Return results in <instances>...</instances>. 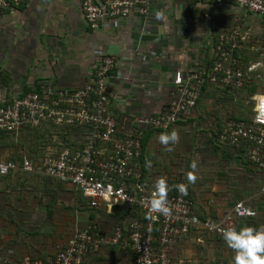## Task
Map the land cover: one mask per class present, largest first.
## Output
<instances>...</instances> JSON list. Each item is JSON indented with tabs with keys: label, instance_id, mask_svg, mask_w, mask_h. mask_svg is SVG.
<instances>
[{
	"label": "crops",
	"instance_id": "obj_1",
	"mask_svg": "<svg viewBox=\"0 0 264 264\" xmlns=\"http://www.w3.org/2000/svg\"><path fill=\"white\" fill-rule=\"evenodd\" d=\"M80 3L81 0H27L17 8L0 9V106L12 96L42 87L78 88L101 54L108 53L115 57L114 73L119 74L112 73L108 78L115 94L109 112L116 117L155 113L171 97L175 72L204 67L211 58L216 32L234 25L244 36L238 52L242 61L259 60L264 69V21L233 4L152 0L146 18H110L93 28L85 21ZM254 73L253 95L264 94L259 85L264 79L254 77ZM216 90L228 94L221 87L206 86L187 121L177 122L167 130L144 132V177L153 186L156 179L164 178L170 191L179 192L175 186L184 184L186 190L182 193L191 197L200 217H219L236 200H244L256 212L248 221L264 226V192L259 188L264 185V170L247 162L245 144L230 146L212 137V130L217 133L218 127L211 120L218 116L207 117L205 113ZM230 95L227 100L232 99ZM202 101L209 106L207 111L201 110L205 109ZM193 125L199 130L208 125L207 147L201 157L191 150L194 145L188 148ZM171 130L177 131L178 141L161 145L157 137ZM187 161L191 169L183 173L181 164L186 166ZM229 163L234 167L228 168ZM189 173L195 177L192 182L187 179ZM17 176L0 175V264H14L26 255L41 259L53 256L70 237V218L73 223V216L76 220L78 209L82 210L70 184L48 185L45 193L40 179L27 178L21 183ZM61 194L73 199L71 207L63 206ZM97 209L104 208H94L96 213ZM193 236L201 240L200 234L187 237ZM220 239L217 244L221 246ZM222 243L220 252L227 260L233 252ZM114 249L90 252L83 264H127L130 252Z\"/></svg>",
	"mask_w": 264,
	"mask_h": 264
},
{
	"label": "built area",
	"instance_id": "obj_2",
	"mask_svg": "<svg viewBox=\"0 0 264 264\" xmlns=\"http://www.w3.org/2000/svg\"><path fill=\"white\" fill-rule=\"evenodd\" d=\"M27 0H0V9H14ZM230 3L256 14L264 21V0H200ZM152 0H81L80 8L90 27L105 19L148 16ZM244 36L238 26L216 32L208 63L183 73L176 71L170 99L159 111L134 116H113L109 112L115 97L108 78L116 70L113 55L102 53L82 86L74 89L42 87L12 96L0 106V130L18 132L24 126L67 125L85 129L82 147H65L48 152L37 160L23 156L20 163L0 161V175L12 171L35 173L70 184L79 190L89 207L111 212L117 204L140 209L146 220L131 218L111 233L95 225L75 228L66 245L46 259L26 255L14 264H83L90 252L103 245L123 244L131 254L129 264H171L169 247L179 237L196 232L221 236L228 227L252 226L247 221L256 215L244 200L235 201L219 217H200L194 202L182 194L167 193L164 214L148 206L153 185L143 176L142 138L147 129L167 130L191 117L202 87L241 89L251 78L264 79L263 64L243 62L239 52ZM119 76V74L114 73ZM252 116L230 118L217 130L218 142L230 146L246 144V158L264 170V94L251 96ZM151 185V186H150ZM264 190V187H262ZM155 226L157 233L154 234Z\"/></svg>",
	"mask_w": 264,
	"mask_h": 264
},
{
	"label": "rangeland",
	"instance_id": "obj_3",
	"mask_svg": "<svg viewBox=\"0 0 264 264\" xmlns=\"http://www.w3.org/2000/svg\"><path fill=\"white\" fill-rule=\"evenodd\" d=\"M250 56L252 57L253 53H250ZM259 85L264 90V80L259 81ZM246 88H247V90H246ZM246 88L241 89L239 91L231 92L232 95H230V94L229 95L231 96L232 99H228V100L226 97L228 94H223L224 92L222 93V92L216 90L215 93L214 92L212 93V95H215V96H213L214 99L212 100L213 101L212 105L209 107V106L205 105L206 101L205 102L202 101L201 106L205 107V109H201V110L204 111L209 107V109H208L209 112L207 110H206L207 112L205 111L206 116L212 117V116L217 115L218 119H216L214 121L211 120V122H219L220 124H223L228 119L234 118L236 116L250 118L252 116L253 101L250 98V96H247L246 93L248 92V87H246ZM232 91H234V90H232ZM217 92H219V93H217ZM205 114H204V116H205ZM188 122H193V120L188 121ZM190 130H191V136L192 137H191V140L189 142L188 148H190V146L194 145V148H191V150L195 153H198L201 157V154L204 152V149L207 147V145L205 143V138L209 136V134L207 133L208 125H204L202 130H199V127H197L196 125H193V127ZM63 134H64V132H60L58 137L61 138ZM67 134H68V132H67ZM70 137H71V139L77 140L76 144H79L81 141V139L79 138V134H76L75 132L73 133V135H67L66 136V138L69 139L68 143H72V141H70ZM13 149H14V151H18L17 154L22 156V157L29 155L25 149H21V148H19V149L13 148ZM10 154H11V152L8 149L0 148V161L7 159L8 158L7 155L10 156ZM27 157H29V156H27ZM18 162H19V160H18ZM219 167H222V168L224 167L222 162L219 163ZM230 167H234V164L229 163L228 168H230ZM205 168L208 170L209 167H206V165H205ZM180 169L182 170L183 173H188L189 170L191 169V167L189 165V161H187L186 166L181 164ZM18 171H20V170H18ZM10 181H12V180H10ZM149 184H151V183H149ZM262 185L263 184H260L259 188L264 187V185L263 186ZM260 190L262 192H264V190L262 188ZM179 194H181V193H179ZM64 196H66V194H61V197L65 199V201H64L65 203L63 204V202H62L63 206L67 204L68 206L71 207V205L73 204V199L71 197H68V196L66 197L67 198L66 199ZM86 201H84V206H83L82 210L78 209V213L81 211L82 215L77 213V219L75 220V218H74L75 215H74L72 218L73 223L71 222V218H70V222H68L70 224V225L68 224V226H67L70 230L69 236H71V234L73 233L75 228H80V227L84 226V224L95 225L97 228L100 227L102 230H105V231L111 233L113 231V228L117 224H119L118 217L116 215L112 214L113 207H112L111 212H108L105 209H97L98 212L95 213V211L93 210L94 208L90 209V207H87L88 203ZM73 209L75 210L74 207H73ZM90 212L95 213L94 214L95 217L93 220L88 219V215ZM128 220H129L128 218L123 219L121 222V226L124 227L127 224ZM75 222H76V224H75ZM201 233L202 232L193 233L195 235L200 234L201 240L196 239V236H193L192 238H190L192 236V234H189L190 237H187V236H189V235H187L185 237L177 238L172 243V245L169 247V257L171 259L170 263L171 264H228L230 262V264H232V257L225 260V259H223L225 257L223 256L222 252H220V249H222V247H223V243H222L223 241H221V246H220L219 244H217V241H220L221 239H219L217 236H214V235L211 236V234H201ZM210 242H212V244ZM110 248H113V249L115 248L113 250L114 252H116V250L118 248L127 250V248L123 244H120L117 246L116 245H103L101 249L103 251H106L107 249L109 250ZM56 249L58 250L59 248H56ZM107 256H108V253L105 255V258H107ZM115 257H118V256L115 255ZM118 264H124V262L121 261Z\"/></svg>",
	"mask_w": 264,
	"mask_h": 264
},
{
	"label": "trees",
	"instance_id": "obj_4",
	"mask_svg": "<svg viewBox=\"0 0 264 264\" xmlns=\"http://www.w3.org/2000/svg\"><path fill=\"white\" fill-rule=\"evenodd\" d=\"M254 81L256 82V80H254V79L251 80V78H250L248 80V82H246L245 85L241 88V89H244V88L248 87L247 96H252L254 91H255V85L256 84ZM203 88H204V86L202 87V89ZM223 89L225 92H227V90H228V94H231V92L241 90V89H239V90L233 89L234 91H232L229 88H223ZM246 90H247V88H246ZM262 93H264V90L262 91ZM234 119H249V118L236 116V117H234ZM216 124H217L216 126L218 127V129L222 125L219 122H216ZM60 132H64V134L62 135L61 138L58 137ZM67 132H68V134H67ZM74 132L76 134H79V138L81 139L79 144H76L77 140L71 139V137H70V141H72V143H68L69 139H67L66 136L67 135H73ZM212 133L214 135V136L212 135V137L216 138L217 133L214 132L213 130H212ZM83 135H84V130L81 127H71V126H67V125L66 126L65 125L54 126L53 124H45V125L38 126V127L37 126L32 127V126L26 125L18 132H8V131H1L0 130V148H2V149L6 148L11 152L10 156L7 155L8 158L3 160V161L10 160V161H13L17 164L21 162L22 156L18 155L17 154L18 151H14L13 148L25 149L29 154L27 156H29L33 160L39 159L40 157L44 156L48 152H52V151L57 152V151L65 148V147H68L70 149L81 148ZM219 143H221V142H219ZM245 148H247L246 144H245ZM18 160H19V162H18ZM247 162H248V160H247ZM141 165H142V158H141ZM142 168H143V166H142ZM15 174H16V176L17 175L20 176L19 181L21 183L23 181H25L27 178H30V179L34 178L37 180L40 179V183L42 184V187H43V188L41 187V189L45 193L47 192L48 185H52L54 187H55V185L57 187H58V185H60L59 184L60 182L53 179V178H49L46 176H40V175L35 174V173L18 171V170L14 174H11V172H10L7 175H2V176H4V177L6 176V178L7 177L11 178ZM143 176H144V172H143ZM44 187L46 189H44ZM72 193L74 194L75 198L81 203L82 208H83L85 199L83 198L81 192L79 190H77L76 188L72 187ZM168 193H170V194L181 193L182 195L189 197L191 199V197L188 196L187 194L182 193V192H177L175 190H173V191L169 190ZM87 207H89L88 204H87ZM79 208L81 209V207H79ZM92 208L93 207H90V209H92ZM95 213H96V211H95ZM95 213L90 212L88 215V219L93 220L95 217V215H94ZM112 214L116 215L118 217V220H119L118 222L120 225H121L122 220L125 218H128L130 220L131 218L135 217V218L143 219L144 221L146 220V217L142 214L140 209H138L132 205H130V206L125 205V204L114 205ZM247 223H248V225H253L249 221ZM255 227H257V225ZM156 233H157V226H155V231H154L155 235H156ZM201 234H207V233L202 232ZM212 235L217 236L219 239L221 237V236L215 235V234H211V236ZM35 257H37V256H35ZM19 260H17V261H19ZM17 261H15L14 263H16ZM127 264H129V262Z\"/></svg>",
	"mask_w": 264,
	"mask_h": 264
},
{
	"label": "clouds",
	"instance_id": "obj_5",
	"mask_svg": "<svg viewBox=\"0 0 264 264\" xmlns=\"http://www.w3.org/2000/svg\"><path fill=\"white\" fill-rule=\"evenodd\" d=\"M157 139L161 145L168 146L176 143L179 136L176 130H171L160 134ZM187 179L192 182L195 177L189 173ZM175 187L179 192L186 190L184 184H177ZM153 188L148 206L152 212L164 214L168 210L166 200L170 186L161 177L155 180ZM221 238L233 252L232 264H264V226L224 228L221 230Z\"/></svg>",
	"mask_w": 264,
	"mask_h": 264
}]
</instances>
